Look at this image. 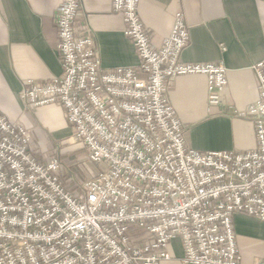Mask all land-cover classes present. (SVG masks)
<instances>
[{"label": "built area", "instance_id": "2783aa9c", "mask_svg": "<svg viewBox=\"0 0 264 264\" xmlns=\"http://www.w3.org/2000/svg\"><path fill=\"white\" fill-rule=\"evenodd\" d=\"M80 1L63 0L54 14L60 76L31 80L20 100L62 107L73 141L98 169L78 194L68 191L59 160L39 161L26 128L0 114V264H161L175 238L180 264H243L232 218L264 222V60L252 66L257 99L235 112L254 126V148L194 151L167 82L203 75L208 104L218 106L226 68L181 61L190 41L181 12L155 49L139 0H112L139 61L103 69Z\"/></svg>", "mask_w": 264, "mask_h": 264}, {"label": "crops", "instance_id": "0c3cea01", "mask_svg": "<svg viewBox=\"0 0 264 264\" xmlns=\"http://www.w3.org/2000/svg\"><path fill=\"white\" fill-rule=\"evenodd\" d=\"M62 1L0 0V114L26 127L41 150L59 143L76 160L83 156V147L67 144L73 132L62 107L46 104L28 110L20 100L31 80L60 76L54 14ZM111 5L112 0H81L78 14L91 29L103 69L133 67L138 57ZM137 12L155 49L170 33L175 13L181 12L190 40L181 61L226 68L227 85L218 106L208 104L203 75H181L167 82L168 100L184 129L186 146L202 153L252 150L254 126L235 112L257 99L252 66L264 60V0H139ZM72 169L85 176L80 165ZM232 228L242 263L255 264L264 255V222L234 214ZM168 251L171 259L161 264H180L178 239L170 242Z\"/></svg>", "mask_w": 264, "mask_h": 264}, {"label": "rangeland", "instance_id": "374dc122", "mask_svg": "<svg viewBox=\"0 0 264 264\" xmlns=\"http://www.w3.org/2000/svg\"><path fill=\"white\" fill-rule=\"evenodd\" d=\"M22 103V102H21ZM23 104V103H22ZM25 106V105H24ZM26 107V106H25ZM28 110H31L30 108L26 107ZM16 123V122H15ZM18 123V122H17ZM20 124V123H19ZM23 126V125H22ZM26 128V127H25ZM28 134H30L29 130ZM68 145H77L73 141V137L68 139ZM30 148H32V151H34L35 156L39 159V161L43 162L46 159L50 157H56L60 164V170L58 176L62 180L63 184L65 185V188L74 193L78 194L80 186L87 180L93 177V175L97 172V167L94 164H91L87 158H86V152L83 148H81L82 157L77 158L76 160L73 158L68 157L67 153L64 151L66 148V145H60L58 143L57 148L50 149L48 151H43L41 148H39L36 143L33 141L32 134H30ZM62 159V160H61ZM78 165L81 166V169L85 173V176H80L79 174H76L75 171L72 169L73 167H78ZM72 169V170H71ZM80 169V168H79Z\"/></svg>", "mask_w": 264, "mask_h": 264}]
</instances>
